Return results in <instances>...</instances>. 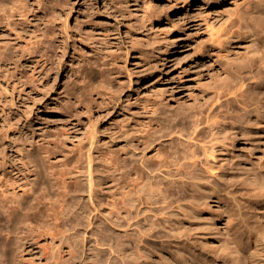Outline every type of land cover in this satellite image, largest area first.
<instances>
[{
	"label": "rangeland",
	"instance_id": "obj_1",
	"mask_svg": "<svg viewBox=\"0 0 264 264\" xmlns=\"http://www.w3.org/2000/svg\"><path fill=\"white\" fill-rule=\"evenodd\" d=\"M44 13L0 69V264H264V0Z\"/></svg>",
	"mask_w": 264,
	"mask_h": 264
},
{
	"label": "bare ground",
	"instance_id": "obj_2",
	"mask_svg": "<svg viewBox=\"0 0 264 264\" xmlns=\"http://www.w3.org/2000/svg\"><path fill=\"white\" fill-rule=\"evenodd\" d=\"M46 6L47 0H0V29H4V31L9 34L10 38L14 40V43L12 45H8V41H6L3 47L0 46L1 72L3 71V65L4 70L6 66L8 68L13 65L14 69H10V72L15 71L16 67L20 66L18 65V63H16V59H12L13 47H18V42L20 44H24V47H22L23 50H28V53L31 54L33 58L37 59L38 55L39 57H42V53L44 51V43L47 41V32L45 28V17L47 15L44 13ZM39 12L42 14H39ZM32 19L34 20V22L32 21ZM40 23H42V26ZM26 26H31L30 29L32 30L31 35L33 36V40L29 43L27 41H23L24 38L21 34V32L25 30ZM19 60L21 61V59ZM8 72L9 68L6 69V74ZM16 79L20 80V78ZM15 80L12 85L13 91L15 89L14 86L18 84L17 80ZM11 98L13 99V96ZM21 210L22 209L20 203H14L9 207V212L11 213ZM34 217L37 219L36 216ZM25 223L28 229L31 231L28 243H30L31 246L38 245L39 241L37 239L45 233L44 230L40 226H31L28 221H25ZM25 249V246H23L21 251H25ZM27 252H29V250ZM48 259H50V257H45V261L43 263L41 260H39V262H37L36 264H61L60 261H57L56 256L51 257L52 261H48Z\"/></svg>",
	"mask_w": 264,
	"mask_h": 264
}]
</instances>
